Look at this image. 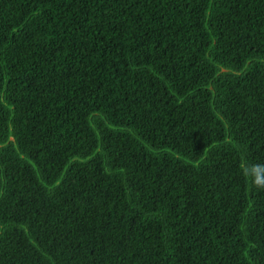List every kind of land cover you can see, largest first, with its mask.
Here are the masks:
<instances>
[{
  "label": "trees",
  "instance_id": "1",
  "mask_svg": "<svg viewBox=\"0 0 264 264\" xmlns=\"http://www.w3.org/2000/svg\"><path fill=\"white\" fill-rule=\"evenodd\" d=\"M264 0H0V264H264Z\"/></svg>",
  "mask_w": 264,
  "mask_h": 264
},
{
  "label": "clouds",
  "instance_id": "2",
  "mask_svg": "<svg viewBox=\"0 0 264 264\" xmlns=\"http://www.w3.org/2000/svg\"><path fill=\"white\" fill-rule=\"evenodd\" d=\"M242 174L250 178L258 190H264V164H246L242 168Z\"/></svg>",
  "mask_w": 264,
  "mask_h": 264
}]
</instances>
